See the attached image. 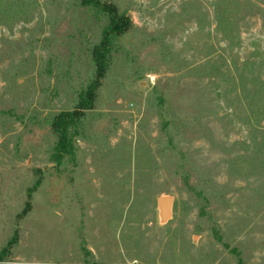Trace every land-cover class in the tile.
<instances>
[{"label": "rangeland", "instance_id": "1", "mask_svg": "<svg viewBox=\"0 0 264 264\" xmlns=\"http://www.w3.org/2000/svg\"><path fill=\"white\" fill-rule=\"evenodd\" d=\"M101 1L131 24L57 166L108 14L0 0V264H264V0Z\"/></svg>", "mask_w": 264, "mask_h": 264}, {"label": "trees", "instance_id": "2", "mask_svg": "<svg viewBox=\"0 0 264 264\" xmlns=\"http://www.w3.org/2000/svg\"><path fill=\"white\" fill-rule=\"evenodd\" d=\"M83 6L98 8L108 14V24L103 30L102 39L93 49V60L95 63V76L88 87L80 94L77 106L73 110H66L59 113L52 122V128L57 135V143L52 153L51 159L57 166H60L67 158L75 154L76 139L78 135V124L84 110L93 106L95 92L101 84V78L105 75L109 66V54L111 52L114 40L125 33L131 24L130 18L119 13L117 7L113 4L101 0H81ZM41 184L38 179L32 188L28 189L30 197L32 193ZM31 209L30 202H27L19 217L25 215ZM18 240L16 232L9 240L7 245L0 250V261L4 260L11 254L13 246Z\"/></svg>", "mask_w": 264, "mask_h": 264}, {"label": "water", "instance_id": "3", "mask_svg": "<svg viewBox=\"0 0 264 264\" xmlns=\"http://www.w3.org/2000/svg\"><path fill=\"white\" fill-rule=\"evenodd\" d=\"M160 210V215L163 219H167L172 214L173 197L170 195H163L157 199Z\"/></svg>", "mask_w": 264, "mask_h": 264}]
</instances>
